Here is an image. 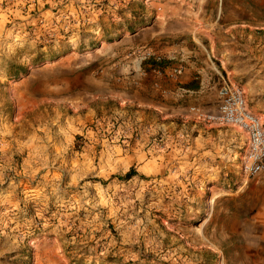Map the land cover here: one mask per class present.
Returning <instances> with one entry per match:
<instances>
[{"label":"rangeland","instance_id":"1","mask_svg":"<svg viewBox=\"0 0 264 264\" xmlns=\"http://www.w3.org/2000/svg\"><path fill=\"white\" fill-rule=\"evenodd\" d=\"M163 3L246 59L227 82L264 132V94L244 90L264 75V0H0V264H264L245 133L191 162L189 121L138 102L160 96L139 94L125 41L157 32Z\"/></svg>","mask_w":264,"mask_h":264},{"label":"crops","instance_id":"2","mask_svg":"<svg viewBox=\"0 0 264 264\" xmlns=\"http://www.w3.org/2000/svg\"><path fill=\"white\" fill-rule=\"evenodd\" d=\"M157 11V32L144 35L137 43L133 42V39L125 41L130 48L132 45L147 47L162 58L159 65L163 69L162 75L146 72L137 78L139 94L142 92L160 97L149 99L139 96L138 102L156 111L160 117H171L170 120L176 123L181 118L188 120L185 132L190 136V143L186 148L189 160L193 162L201 159L204 165L208 166H212V162L216 160L215 163L219 164L225 159L226 152L231 151L226 148L227 143L233 141L231 137L235 132L243 131L235 125L198 121L197 114L215 111L218 86L223 82H230L232 77L243 75L242 73L246 75V59L241 56H229L226 60V55L218 53L217 49L203 48L199 43L201 36L193 32L195 25L204 24L199 16H190L188 22L182 9L171 7L168 3L160 4ZM130 61L133 64V76L137 77L134 60ZM178 66L182 67L180 76L171 78L165 74L166 70ZM244 84V90L248 94H264V75L250 74ZM192 108H195L196 113ZM247 146L248 142L244 158Z\"/></svg>","mask_w":264,"mask_h":264},{"label":"built area","instance_id":"3","mask_svg":"<svg viewBox=\"0 0 264 264\" xmlns=\"http://www.w3.org/2000/svg\"><path fill=\"white\" fill-rule=\"evenodd\" d=\"M126 58L134 60L138 76L144 74V67L152 74L158 76L163 74V69L159 66L162 58L147 47L130 48L126 52ZM165 74L171 78L178 77L182 74V67L166 70ZM217 99L218 103L213 113H198L197 116L209 122L230 124L240 128L247 136L248 142L244 165L246 175L254 177L264 172V132L257 119L244 110L240 92L223 82L218 86Z\"/></svg>","mask_w":264,"mask_h":264},{"label":"trees","instance_id":"4","mask_svg":"<svg viewBox=\"0 0 264 264\" xmlns=\"http://www.w3.org/2000/svg\"><path fill=\"white\" fill-rule=\"evenodd\" d=\"M152 65H155V64H152ZM134 176H137V172L135 171L133 167H130L124 174L117 176L116 178L121 181H128Z\"/></svg>","mask_w":264,"mask_h":264},{"label":"bare ground","instance_id":"5","mask_svg":"<svg viewBox=\"0 0 264 264\" xmlns=\"http://www.w3.org/2000/svg\"><path fill=\"white\" fill-rule=\"evenodd\" d=\"M258 121V120H257ZM258 123H260L259 121H258Z\"/></svg>","mask_w":264,"mask_h":264}]
</instances>
